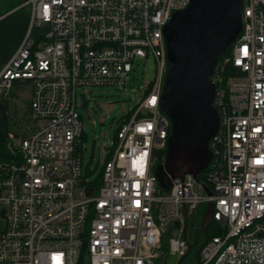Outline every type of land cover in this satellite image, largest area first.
Here are the masks:
<instances>
[{"label": "built area", "instance_id": "obj_1", "mask_svg": "<svg viewBox=\"0 0 264 264\" xmlns=\"http://www.w3.org/2000/svg\"><path fill=\"white\" fill-rule=\"evenodd\" d=\"M187 3L22 2L29 21L0 65V100H10L14 84H28L32 125L21 126L23 136L8 132L19 155L0 161V264H79L83 248L84 264H155L175 223L169 251L185 253L184 222L209 202L225 231L201 246V264H264V0H242L231 51L238 73L223 80L219 65L212 75L218 127L208 144V185L187 173L165 191L154 175V151L165 149L170 132L158 106L168 68L163 28ZM36 27L43 28L37 41ZM137 57L154 59V77L107 147L101 184L89 196L80 179L76 88L124 86Z\"/></svg>", "mask_w": 264, "mask_h": 264}, {"label": "water", "instance_id": "obj_2", "mask_svg": "<svg viewBox=\"0 0 264 264\" xmlns=\"http://www.w3.org/2000/svg\"><path fill=\"white\" fill-rule=\"evenodd\" d=\"M241 8L242 0H188L184 8L172 13L163 28L169 66L158 106L169 119L170 132L164 160L155 166L154 175L165 191L170 190L174 177L187 173L197 177L211 161L208 144L218 127L212 104V75L221 53L241 32ZM204 190L208 191L207 186ZM212 212L209 202L193 242L188 240L185 220L183 238L187 250L176 264H181L197 243L200 233L212 221ZM174 228L178 229L179 224L175 223Z\"/></svg>", "mask_w": 264, "mask_h": 264}, {"label": "rangeland", "instance_id": "obj_3", "mask_svg": "<svg viewBox=\"0 0 264 264\" xmlns=\"http://www.w3.org/2000/svg\"><path fill=\"white\" fill-rule=\"evenodd\" d=\"M19 2L20 0H0V16ZM8 13L10 11L6 12ZM133 68L124 86L76 88V107L84 130L80 148L81 181L93 182L97 179L102 169L105 151L114 141L119 121L138 104L144 85L154 77L155 62L151 57L135 58ZM11 89V98L7 100L11 128L31 126L32 121L29 119L30 86L26 83L14 84ZM205 209L206 205L200 206L196 214H202ZM189 235L192 237L190 231ZM203 238L201 234L199 242ZM165 251L167 262L176 264L180 256L169 251L168 243L165 244ZM185 264H194L193 253L190 254Z\"/></svg>", "mask_w": 264, "mask_h": 264}, {"label": "trees", "instance_id": "obj_4", "mask_svg": "<svg viewBox=\"0 0 264 264\" xmlns=\"http://www.w3.org/2000/svg\"><path fill=\"white\" fill-rule=\"evenodd\" d=\"M25 1L26 0H20V3ZM29 15L30 13L28 7L21 6L18 9L8 14L4 13V16L0 18V65H2L18 47L21 39L23 38L26 32V28L29 21ZM42 31L43 28L41 27L34 28L32 34L33 37L35 38V41L39 39V35L41 34ZM232 46L233 45L231 44L219 56L213 76L217 72L216 70L217 68H219V65H222V69L218 70V73L223 78V80H226L230 76L238 73L236 67H234L232 63V57H231ZM226 59H228V61H225ZM167 66H169L168 60H167ZM8 110H9L8 101L0 100V161L10 160L13 157V155L16 156L19 155L16 154V152L12 151L8 146V138H7L8 132L13 131L15 133V136H23L25 134L23 133V130L20 126H18L17 129L11 128L10 119L8 116ZM131 115H132V111H128L124 115V117L119 121L114 138L116 137V133L118 131L120 124L128 120ZM108 148H111L112 151L114 146H110ZM110 156L111 153L107 155V158H109ZM164 157H165V149L154 151V160H153L152 168H155L156 165L163 162ZM207 169L208 167L203 171H201L198 176L202 182L208 185V183L204 179V174ZM100 184H101V172L98 175L97 179L93 182L81 181V185L84 187L86 194L89 196L96 194ZM204 213L205 211H203L202 214L197 215L195 212L188 219L187 236L190 242H193V240L197 235V230L202 225ZM189 231L191 232L192 237H190ZM224 231L225 230L222 227H220L215 220H212L210 224L206 227L205 231L201 232V234H203L204 236L203 240L199 242L200 239L199 236L197 243L191 248L189 254L182 260L181 264H185L187 262L188 257L190 256L191 253L194 254V264H201L199 258V250L201 246L213 236L222 235ZM173 234H174V227L168 226V228L166 229V231L162 236V247H161L162 253L160 257L155 261V264H169L167 262L165 244L168 243V238L172 237ZM84 253H85V249L83 248L79 264H84Z\"/></svg>", "mask_w": 264, "mask_h": 264}, {"label": "crops", "instance_id": "obj_5", "mask_svg": "<svg viewBox=\"0 0 264 264\" xmlns=\"http://www.w3.org/2000/svg\"><path fill=\"white\" fill-rule=\"evenodd\" d=\"M19 3H20V2H19ZM19 3H18L17 5H15L14 7L10 8L9 10L3 12V13L1 14L0 18H2V17L4 16V13H6V12H8V11L12 12V11H14L15 9L19 8L20 5L22 4V3H20V4H19Z\"/></svg>", "mask_w": 264, "mask_h": 264}, {"label": "flooded vegetation", "instance_id": "obj_6", "mask_svg": "<svg viewBox=\"0 0 264 264\" xmlns=\"http://www.w3.org/2000/svg\"><path fill=\"white\" fill-rule=\"evenodd\" d=\"M201 234V233H200Z\"/></svg>", "mask_w": 264, "mask_h": 264}]
</instances>
